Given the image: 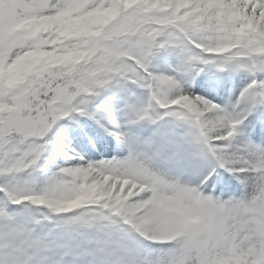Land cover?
<instances>
[{
  "label": "snow or ice",
  "instance_id": "6c2138e0",
  "mask_svg": "<svg viewBox=\"0 0 264 264\" xmlns=\"http://www.w3.org/2000/svg\"><path fill=\"white\" fill-rule=\"evenodd\" d=\"M5 4L9 7H2ZM71 4L72 0H0V32L30 14L63 13ZM88 5V14L126 15L131 25L127 30L95 34L90 48L84 49L90 53L81 57L84 62L46 71L26 96L20 95L21 86L0 92V193L4 194L0 197V264H175L168 245L159 251L150 247L166 244L156 239L144 212L152 202L149 192L137 195L129 191L131 185L121 189L117 176L150 191L165 188L217 197L234 256L242 264H264L256 233L233 215V196L215 195L217 186L229 188L230 181L219 177L210 183L223 169L246 185L253 178V167L258 170L256 177L264 180V145L236 143L249 117L264 109V0H147L131 7L126 0H88ZM170 50L179 54L176 76L153 70L156 57ZM45 53L55 54L51 46L41 51ZM206 69L246 72L251 81L234 104L220 107L182 87V77L199 76ZM120 83L149 93L144 107L131 109L126 125L174 118L189 126L188 139L199 146L201 158L215 159L197 185L157 174L124 131L125 124L92 110L95 98ZM66 118L94 121L127 146V156L91 164L78 153L67 155L75 149L51 135ZM260 134L264 136V130ZM95 145L99 147L100 141ZM54 148V155L78 164L41 180L44 161ZM106 176L113 180L106 184ZM69 190V199L82 204L65 211L60 205L68 200L60 194ZM10 205L23 211L12 212Z\"/></svg>",
  "mask_w": 264,
  "mask_h": 264
},
{
  "label": "clouds",
  "instance_id": "9594fccd",
  "mask_svg": "<svg viewBox=\"0 0 264 264\" xmlns=\"http://www.w3.org/2000/svg\"><path fill=\"white\" fill-rule=\"evenodd\" d=\"M68 13L78 17L80 23L71 20ZM88 13V0H72L63 13L47 15L38 11L0 32V66L18 65L30 73L18 90L22 97L46 71L61 68L65 65L62 62L69 57L86 58L90 53L84 49L90 48V40L101 30L120 31L131 25L126 15L106 13L103 23H98L99 14ZM48 46L53 48L54 55L41 54ZM257 171L253 167V178L246 185L242 184L247 195L232 197L235 200L232 211L256 233L257 243L264 250V180L256 177ZM112 180V176L104 178L106 184ZM115 181L121 189L131 185L129 191L137 195L149 192L152 202L144 210L145 215L156 239L169 246L175 264H242L233 254L232 239L224 228L217 197L204 193H176L165 188L150 191L145 185L119 176ZM71 195L70 190L60 194L61 199L68 200L60 205L65 211L82 204V201L69 199Z\"/></svg>",
  "mask_w": 264,
  "mask_h": 264
},
{
  "label": "rangeland",
  "instance_id": "374dc122",
  "mask_svg": "<svg viewBox=\"0 0 264 264\" xmlns=\"http://www.w3.org/2000/svg\"><path fill=\"white\" fill-rule=\"evenodd\" d=\"M145 2H147V0H126V3L132 6ZM156 2L159 3L160 0H156ZM105 14L106 13L99 14L97 17L98 23H103ZM68 15L71 20L75 21L77 24L80 23L78 17L72 16L71 13H68ZM125 30H127V28ZM82 62L84 61L81 58L69 57L62 63L78 64ZM179 65L180 59L178 52L170 50L156 57L153 61V70L159 74L176 76ZM12 66L7 68L0 66V89L2 87L8 89L18 88L25 83L28 75H30V73L24 72L19 80L9 82ZM234 74L237 73L230 71L216 72L214 69H206L205 72L199 76L193 77L188 75L182 77L181 83L186 93L200 95L210 100L212 103L224 107V105L216 103L215 99L212 98V93L218 90L220 94L219 97L223 98L225 96L228 98L223 100L224 102H228L226 107H229L232 105L233 100L237 99L240 95L245 85L251 81L249 74L246 72H240L236 77H234ZM227 77L238 83L230 86L227 81L224 82V79ZM193 81H195L197 87L193 84ZM216 83L221 84V86H217L216 90H214ZM204 93L208 94V96L203 95ZM229 98L231 99L229 100ZM148 101L149 93L147 91L127 83H120L114 86L113 91L103 93L95 98L91 103V108L99 116L116 120L126 125V117L131 109L144 107ZM0 111H2V109H0ZM257 114L260 115V119H262L261 127L255 134L250 136L247 135L246 131L240 134L236 141L238 145L246 144L249 141L254 142L256 145H264V136L260 134L261 130H264V109H260ZM158 115H162V113ZM88 121L89 125L83 127L78 133L71 126L73 122L71 119H63L56 126L57 133L54 137L60 140L62 144L68 145L69 149H75V152H68L67 155L72 156L78 153L79 156L83 157L84 160H87L91 164L111 161L113 159H123L127 156L128 148L126 145L120 143L113 136L106 134L94 121L90 119ZM241 130L242 128L240 131ZM124 131L135 141L138 150L145 154V159L152 170L167 179L175 180L177 179L176 174L178 176L177 172H175V176L173 174L172 177L167 175L166 171H169L170 168L184 170L186 167L192 166L196 170L195 173H197V171L200 173L202 168H204V163L199 159V157H201V149L196 144L190 142L188 139L190 128L181 121L171 117H164L163 119H159L156 124L143 121L134 125H126ZM95 141H100V145H104V148H107L108 152L113 154L112 157L106 159L101 158V160L98 158H91V153L96 152L100 155L104 153V151H100L95 145ZM88 143H92L90 146L92 150L85 148V145H88ZM54 152L55 148L48 153V157L44 161L45 171L40 173L41 180H46L50 175L56 173L62 167L75 166L78 163V161L75 160L66 163L68 161L65 160L64 155L57 156L53 154ZM229 180L235 192V194H231L230 196L244 197L247 195L245 189L235 178ZM225 192L231 193L228 191ZM3 195V193H0V197ZM228 198L229 196L223 199ZM33 207L39 208L40 206ZM9 210L12 212L23 211L22 208L16 205H10ZM150 247L155 251H159L162 248H166L167 245L153 244Z\"/></svg>",
  "mask_w": 264,
  "mask_h": 264
},
{
  "label": "bare ground",
  "instance_id": "6f19581e",
  "mask_svg": "<svg viewBox=\"0 0 264 264\" xmlns=\"http://www.w3.org/2000/svg\"><path fill=\"white\" fill-rule=\"evenodd\" d=\"M23 73H24V71L18 66V65H15V66H12V68H11V72H10V76H9V82H15L16 80H19L20 78H21V76L23 75ZM212 96H214V98L215 99H218V100H220L221 101V98H219V97H217V96H215V95H212ZM222 103H223V105L225 106L227 103L226 102H223V100H222ZM88 121V120H87ZM56 133V130H54L52 133H51V135L53 136L54 134ZM109 158V157H108ZM202 161H204V162H208V161H206V160H204V159H201ZM66 163H69V162H66ZM78 164V163H77ZM76 164V165H77ZM75 165V166H76ZM209 164L208 163H206V166H208Z\"/></svg>",
  "mask_w": 264,
  "mask_h": 264
}]
</instances>
